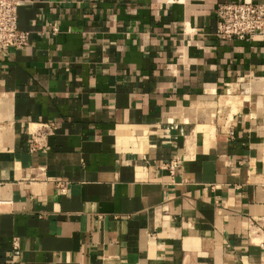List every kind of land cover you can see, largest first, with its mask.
<instances>
[{"label":"crops","instance_id":"0c3cea01","mask_svg":"<svg viewBox=\"0 0 264 264\" xmlns=\"http://www.w3.org/2000/svg\"><path fill=\"white\" fill-rule=\"evenodd\" d=\"M235 1L18 2L29 43L0 48V264L264 258V37L214 35Z\"/></svg>","mask_w":264,"mask_h":264},{"label":"built area","instance_id":"2783aa9c","mask_svg":"<svg viewBox=\"0 0 264 264\" xmlns=\"http://www.w3.org/2000/svg\"><path fill=\"white\" fill-rule=\"evenodd\" d=\"M20 0H0V48L23 49L29 43L30 32L19 28L17 8ZM216 24L214 35L218 39L241 41L262 40L264 37V3L253 1H235L216 6ZM56 29L53 27L52 31ZM46 131L49 127L42 125ZM51 127V126H50ZM33 149V148H31ZM175 164L170 161L166 166L171 169ZM56 186L64 190V185L56 181ZM11 250L19 248V238L9 241ZM247 264H264V258Z\"/></svg>","mask_w":264,"mask_h":264},{"label":"bare ground","instance_id":"6f19581e","mask_svg":"<svg viewBox=\"0 0 264 264\" xmlns=\"http://www.w3.org/2000/svg\"><path fill=\"white\" fill-rule=\"evenodd\" d=\"M246 98V97H245ZM246 100H247V98H246ZM224 103L226 104V103H228V104H230V106H231V113L232 112H234L235 110H236V104L238 103L239 104V101H237L235 98H228V99H226L225 101H224ZM237 104V105H238ZM239 107V106H238ZM237 107V108H238Z\"/></svg>","mask_w":264,"mask_h":264}]
</instances>
